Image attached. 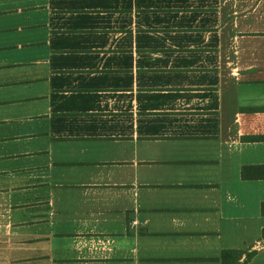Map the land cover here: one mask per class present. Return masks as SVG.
<instances>
[{
    "label": "crops",
    "instance_id": "0c3cea01",
    "mask_svg": "<svg viewBox=\"0 0 264 264\" xmlns=\"http://www.w3.org/2000/svg\"><path fill=\"white\" fill-rule=\"evenodd\" d=\"M225 250L264 264V0H0V264Z\"/></svg>",
    "mask_w": 264,
    "mask_h": 264
},
{
    "label": "trees",
    "instance_id": "16d2710c",
    "mask_svg": "<svg viewBox=\"0 0 264 264\" xmlns=\"http://www.w3.org/2000/svg\"><path fill=\"white\" fill-rule=\"evenodd\" d=\"M237 252L233 250H225L222 255V264H235L233 260L237 257ZM252 254H249V258Z\"/></svg>",
    "mask_w": 264,
    "mask_h": 264
},
{
    "label": "rangeland",
    "instance_id": "374dc122",
    "mask_svg": "<svg viewBox=\"0 0 264 264\" xmlns=\"http://www.w3.org/2000/svg\"><path fill=\"white\" fill-rule=\"evenodd\" d=\"M19 18H23L22 16H17L16 17V20H18ZM7 36H9V35H6L5 37H7ZM17 52H15V50H13L12 52H8V54L5 56V58L7 59V58H9L10 56H12V54H16Z\"/></svg>",
    "mask_w": 264,
    "mask_h": 264
},
{
    "label": "built area",
    "instance_id": "2783aa9c",
    "mask_svg": "<svg viewBox=\"0 0 264 264\" xmlns=\"http://www.w3.org/2000/svg\"><path fill=\"white\" fill-rule=\"evenodd\" d=\"M133 223H135V222L133 221Z\"/></svg>",
    "mask_w": 264,
    "mask_h": 264
}]
</instances>
